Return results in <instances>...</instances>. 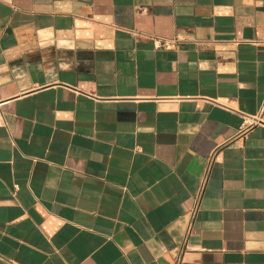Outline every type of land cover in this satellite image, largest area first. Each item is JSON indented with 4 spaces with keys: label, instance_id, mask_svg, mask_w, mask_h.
<instances>
[{
    "label": "crops",
    "instance_id": "crops-1",
    "mask_svg": "<svg viewBox=\"0 0 264 264\" xmlns=\"http://www.w3.org/2000/svg\"><path fill=\"white\" fill-rule=\"evenodd\" d=\"M257 42L264 0H0V264H264Z\"/></svg>",
    "mask_w": 264,
    "mask_h": 264
},
{
    "label": "built area",
    "instance_id": "built-area-1",
    "mask_svg": "<svg viewBox=\"0 0 264 264\" xmlns=\"http://www.w3.org/2000/svg\"><path fill=\"white\" fill-rule=\"evenodd\" d=\"M257 43H260V44H264V42H257ZM155 44H156V47H159L161 45H166V42H162L161 40H156L155 41ZM264 113V98L261 102V106H260V110H259V113L257 116H253V117H250V116H244V124H243V127L244 128H247V127H251L253 125H257L259 123H262L261 122V116L262 114ZM211 162V160H210ZM207 171H206V174L204 175L203 179H202V185H201V188H200V192L198 194V196L195 198V205H194V208L192 210V218L195 217L198 209H199V203H200V200H201V197H202V193H203V189L205 187V184L207 182ZM181 263V256L178 257L177 261H176V264H180Z\"/></svg>",
    "mask_w": 264,
    "mask_h": 264
}]
</instances>
